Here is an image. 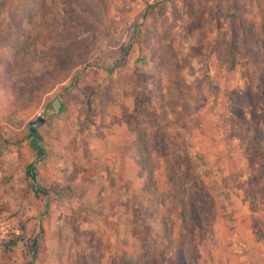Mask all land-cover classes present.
Wrapping results in <instances>:
<instances>
[{"label": "rangeland", "instance_id": "rangeland-1", "mask_svg": "<svg viewBox=\"0 0 264 264\" xmlns=\"http://www.w3.org/2000/svg\"><path fill=\"white\" fill-rule=\"evenodd\" d=\"M4 222L0 264H264V1L0 0Z\"/></svg>", "mask_w": 264, "mask_h": 264}, {"label": "built area", "instance_id": "built-area-1", "mask_svg": "<svg viewBox=\"0 0 264 264\" xmlns=\"http://www.w3.org/2000/svg\"><path fill=\"white\" fill-rule=\"evenodd\" d=\"M12 232L11 224L10 223H2L0 224V243L10 237Z\"/></svg>", "mask_w": 264, "mask_h": 264}, {"label": "water", "instance_id": "water-1", "mask_svg": "<svg viewBox=\"0 0 264 264\" xmlns=\"http://www.w3.org/2000/svg\"><path fill=\"white\" fill-rule=\"evenodd\" d=\"M45 123V119L43 117H39L36 121H33L29 124V128L33 135L37 134L38 128H40Z\"/></svg>", "mask_w": 264, "mask_h": 264}, {"label": "trees", "instance_id": "trees-1", "mask_svg": "<svg viewBox=\"0 0 264 264\" xmlns=\"http://www.w3.org/2000/svg\"><path fill=\"white\" fill-rule=\"evenodd\" d=\"M263 1H264V0H263ZM31 136L36 137L35 135H33L32 132H31ZM30 176H31V177H35V174L32 173V171H31ZM36 190H37V189H36ZM194 212H195V210H194ZM185 218H187V217H185ZM187 219H188V218H187ZM187 219H186V220H187Z\"/></svg>", "mask_w": 264, "mask_h": 264}, {"label": "crops", "instance_id": "crops-1", "mask_svg": "<svg viewBox=\"0 0 264 264\" xmlns=\"http://www.w3.org/2000/svg\"><path fill=\"white\" fill-rule=\"evenodd\" d=\"M42 151V150H41ZM28 175H30V174H28Z\"/></svg>", "mask_w": 264, "mask_h": 264}]
</instances>
